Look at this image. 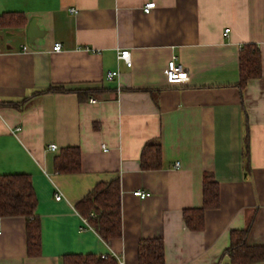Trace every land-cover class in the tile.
I'll list each match as a JSON object with an SVG mask.
<instances>
[{"label":"crops","instance_id":"crops-1","mask_svg":"<svg viewBox=\"0 0 264 264\" xmlns=\"http://www.w3.org/2000/svg\"><path fill=\"white\" fill-rule=\"evenodd\" d=\"M2 16L0 103L25 102L0 105V176L32 178L42 253L29 255L24 217L0 218V264H139V244L156 238L166 264H230L231 232L246 228L248 244L264 246V0H0ZM247 44L263 69L241 89ZM172 57L189 72L185 84L167 81ZM110 71L120 76L108 81ZM50 87L67 91L42 93ZM153 142L163 165L145 171L141 154ZM66 148L81 151L79 173L55 171ZM207 173L221 202L195 232L183 215L203 206ZM115 180L123 235L105 241L77 204ZM140 190L150 196L139 199Z\"/></svg>","mask_w":264,"mask_h":264},{"label":"trees","instance_id":"trees-1","mask_svg":"<svg viewBox=\"0 0 264 264\" xmlns=\"http://www.w3.org/2000/svg\"><path fill=\"white\" fill-rule=\"evenodd\" d=\"M15 17V14H6ZM6 16L0 17V26L6 22ZM24 20L19 22L23 26ZM240 79L238 87L244 89L250 80L262 75L261 53L257 45L247 44L240 50ZM67 91L65 88L50 87L42 93ZM85 93L78 92L79 97ZM90 96L89 93L85 94ZM5 103L17 108L23 103ZM0 103V105H5ZM162 146L153 142L145 146L141 154V167L145 171H154L162 168ZM57 173H79L81 170V151L78 148H66L55 160ZM203 206L199 209L185 210L183 217L190 230L200 232L205 224V212L220 206V187L211 174L204 177ZM38 198L34 191L32 178L28 174H10L0 176V218L24 217L27 221V251L29 255L38 257L42 250V225L36 216ZM121 189L119 180L110 183H99L77 204L80 215L87 220L89 226L99 234L103 240L110 241L121 238ZM250 228L233 230L230 235V247L226 251L230 264H255L264 261V246L248 244ZM139 264H166L165 247L162 239L142 240L138 249ZM64 264H109L105 258L92 256H68Z\"/></svg>","mask_w":264,"mask_h":264},{"label":"built area","instance_id":"built-area-1","mask_svg":"<svg viewBox=\"0 0 264 264\" xmlns=\"http://www.w3.org/2000/svg\"><path fill=\"white\" fill-rule=\"evenodd\" d=\"M154 7H155V2H149L144 8V12H146V14H149L150 11ZM70 12L76 14L77 10L71 9ZM228 32H229V30L227 29L226 34ZM62 49H63V44L55 43V45L53 47V51L61 52ZM117 57H118L119 62L124 61L128 67H131L132 56H131V52L129 50L119 51L117 54ZM166 70H167V81L170 85L185 84L189 80L188 70L184 67V65L181 62L178 61L177 57H172L171 60H169ZM119 76H120V73L118 71H113V72L110 71L107 73L106 79L108 81H113L115 78H117ZM91 102H94V100ZM49 147H50L49 149H51L53 151L57 150V148H58V147H56V145H53V144H51ZM177 166H178V164H177ZM134 195L136 197H138L139 199L140 198L145 199V198L150 196L149 193L144 192L142 190L136 191L134 193ZM56 199L61 200L62 195H56Z\"/></svg>","mask_w":264,"mask_h":264}]
</instances>
